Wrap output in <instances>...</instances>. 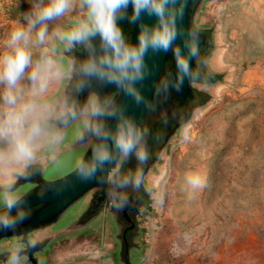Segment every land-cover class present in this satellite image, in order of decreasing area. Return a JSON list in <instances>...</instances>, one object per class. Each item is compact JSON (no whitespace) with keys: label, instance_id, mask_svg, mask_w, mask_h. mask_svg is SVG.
I'll return each mask as SVG.
<instances>
[{"label":"clouds","instance_id":"1","mask_svg":"<svg viewBox=\"0 0 264 264\" xmlns=\"http://www.w3.org/2000/svg\"><path fill=\"white\" fill-rule=\"evenodd\" d=\"M186 7L187 0H31L0 52V231L15 232L30 217L17 183L30 178L41 150L62 143L73 122L77 143L95 141L90 155L74 164L80 180L97 179L117 160H135L136 169L116 171L103 182L120 190L144 186L151 132L118 97L152 112L159 98L181 91L185 80L202 78L200 31L184 27ZM123 22L138 29L135 42ZM169 52L175 74L160 76L149 99L142 90L153 74L149 58ZM54 86L64 92L53 97ZM109 87L115 91H102ZM186 182L202 189L207 178L190 171ZM106 195L115 208L127 204L126 197ZM149 195L163 205V195L158 201ZM25 244L35 249L39 241L30 238L9 249L7 264H26Z\"/></svg>","mask_w":264,"mask_h":264},{"label":"rangeland","instance_id":"2","mask_svg":"<svg viewBox=\"0 0 264 264\" xmlns=\"http://www.w3.org/2000/svg\"><path fill=\"white\" fill-rule=\"evenodd\" d=\"M30 3L0 0V52ZM209 18L228 76L167 152L153 183L164 203L146 218L137 264H264V0H215ZM190 171L206 187L192 189ZM46 262L117 264L115 245L98 231L57 246Z\"/></svg>","mask_w":264,"mask_h":264},{"label":"water","instance_id":"3","mask_svg":"<svg viewBox=\"0 0 264 264\" xmlns=\"http://www.w3.org/2000/svg\"><path fill=\"white\" fill-rule=\"evenodd\" d=\"M214 2L187 0L183 20L185 28L194 26L200 31L201 56L206 60L200 80L192 84L185 80L181 91L173 90L168 98H159L158 107L152 112L137 107L126 97H118V101L127 106L128 113L151 132L148 144L152 158L145 167L144 186L139 190H120L103 182L116 171L123 173L136 169L135 160H117L114 165L105 166V170L97 174V179L80 180L74 174V164L90 155V144L95 141L77 143V123L73 122L64 130L62 143L51 150H41L37 164L30 170V178L17 183V192L24 198L30 217L15 232L0 231V244L7 243L0 248V264H7L9 249L27 239H37L39 245L35 249L23 245L26 264H47L46 257L57 246L98 231L114 243L117 264H137L135 256L143 253L146 246V218L156 212V201L149 194L155 195L154 179L167 152L198 114L214 102L216 88L228 76L227 71L216 64L220 49L218 28L209 18ZM144 19L151 24L154 18ZM122 27L135 42L138 29L127 22H123ZM177 43L181 42L178 40ZM148 62L153 74L146 79L142 90L152 99L153 83L167 72L174 75L175 63L171 52L154 55ZM102 91L114 92L115 89L109 87ZM63 92V88L54 86L51 94L55 97ZM109 191L113 200L126 197L127 204L121 208L113 207L106 195Z\"/></svg>","mask_w":264,"mask_h":264},{"label":"bare ground","instance_id":"4","mask_svg":"<svg viewBox=\"0 0 264 264\" xmlns=\"http://www.w3.org/2000/svg\"><path fill=\"white\" fill-rule=\"evenodd\" d=\"M231 22V21H230ZM251 27L250 26H248V31H249V33H251ZM247 37V36H246ZM247 39H249L248 37H247ZM252 39H253V41L255 42V44L256 45H261L260 44V42L258 41V40H256L254 37H252ZM258 47H260V46H258ZM234 49H235V46H234ZM252 51H254V49H252Z\"/></svg>","mask_w":264,"mask_h":264}]
</instances>
